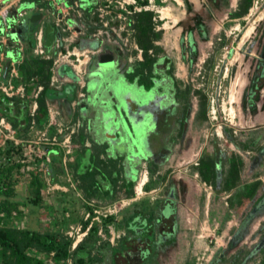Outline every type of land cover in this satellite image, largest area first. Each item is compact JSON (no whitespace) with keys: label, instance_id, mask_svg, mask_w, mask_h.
<instances>
[{"label":"flooded vegetation","instance_id":"obj_1","mask_svg":"<svg viewBox=\"0 0 264 264\" xmlns=\"http://www.w3.org/2000/svg\"><path fill=\"white\" fill-rule=\"evenodd\" d=\"M172 2L173 18L165 21L164 16L160 17L159 43L155 41V44L159 45V52H155L154 49L148 50L150 55L155 57L149 80L138 83V79L144 75H141L140 62L136 60H130L123 76L127 82L140 90L148 91L156 86L159 91L158 137L152 140L149 155L129 165L134 172L139 163L142 165V162H145L150 168L159 166V173L163 174L165 169L177 161L179 166L185 165L193 172L194 177L203 178V172L208 176L207 179L211 180L213 177L220 187L222 175L230 176V171L224 168L227 157L223 155L220 138L225 136L226 142L230 141L231 145L239 146L242 151L248 149L249 152V147L253 145L250 144L251 140L243 142L234 140L228 131L233 124L216 125L209 121L208 126L211 130L206 134L204 143L199 146L201 135L197 134V124L208 118L217 119L219 110L225 112L222 98V92L225 91L221 89V82L225 76L226 66L223 63L218 66L219 73L216 78L218 90L216 88V93L211 99L205 88L196 86L194 81L204 79V83L200 85L206 84L214 54L225 44V38L222 36L216 37V41L213 42L212 34L221 33V30L225 32V28H222L225 19L228 18L230 21L241 19L244 12L241 11L239 7L241 3L238 0H172ZM258 20L257 24L248 26L244 31L242 29L238 31L232 47L225 55L226 58L234 53L237 60L231 80V95L235 100L231 102L235 104L233 109L239 119L251 123L247 124L249 130L258 128L255 123L264 118V14ZM236 28L238 29V26ZM169 32L172 33V38L164 42L163 33ZM114 47L117 54L121 53L123 48L133 50L131 43L121 45L117 42L114 43ZM205 47L209 49L202 59L200 57ZM143 60L142 50L141 61ZM143 74L147 75V71L144 70ZM156 81L157 83H154ZM209 103H211L209 112L212 115L208 112ZM239 128H244V125L241 123ZM209 145L211 158L204 161L203 150ZM198 147L201 148L197 151ZM256 148L251 160L252 167L250 166L248 171L250 174L264 154L261 153L264 143ZM228 160L232 162V159ZM235 161L242 165L243 158L237 157ZM228 168H231V164ZM181 170L179 167L172 169L173 172L182 173ZM222 170L225 171L224 174L221 173ZM241 171L242 168H238L237 178L241 182L237 189L255 184V192H261V197H255L253 200V205L244 219L245 223L264 206V186L259 187L257 176L249 181H243L240 178ZM180 187L170 182L167 194L157 198L150 206L127 207L120 216L124 229L122 235L121 233L118 235L115 246L104 252V261L115 264L116 256L120 255L123 258L127 257L128 261L135 260L132 264H155L160 255L169 249L172 251L177 236ZM260 200L263 201L262 204L253 210Z\"/></svg>","mask_w":264,"mask_h":264},{"label":"rangeland","instance_id":"obj_2","mask_svg":"<svg viewBox=\"0 0 264 264\" xmlns=\"http://www.w3.org/2000/svg\"><path fill=\"white\" fill-rule=\"evenodd\" d=\"M238 1L241 3L238 2L241 11L244 12L242 13L243 17L231 21L228 18L225 19L222 28H225L226 31L224 32L221 30V33L212 34L213 38H211V40L213 42L216 41V37L222 36L225 38V44L223 45V48L218 49L214 54L206 84L204 86L200 85L202 82L204 83V79H199L196 82L194 81L196 86L205 88V92L209 99H211L216 93V88L218 90V81L216 83L217 73H219L218 66L223 63L226 66V69H224L225 76L222 77L221 89L225 91L224 93L222 92L225 112L219 110L217 113V119L208 118L207 120L200 122V124H197L196 130L197 134L201 135V141L199 143V146H201L204 143L206 134L211 130L208 126L209 121L216 125L221 123L223 125L233 124L234 126L228 128V131L231 132L234 140L238 142L251 140L250 144L253 146L249 147V152H247L248 149L242 151L239 149V146L231 145L230 141L226 142L225 136L220 138L223 155L227 157L224 161V168H227L230 171L228 165L233 163L237 157H242L243 163L242 165H239V169L242 168L240 178L243 181H249L257 176L259 187H263L264 154L260 158L259 164L253 168V173L250 174L248 171L250 170V166L252 167L251 160L256 152V147H259L264 143V118H260L255 123L256 126H259L258 128L249 130L247 124L251 123L248 121H241L237 112L234 111L233 108L235 104L231 102V100L233 101L235 98L231 95V80L233 79V68L237 64V60L234 53L226 56V58L225 55L232 47L239 30L242 29V31H244L248 26H253L259 22L257 19L264 14V0ZM172 3V0H152L151 4L149 0H136V6L151 5V9L147 11H135L131 14L130 28H132V32L130 42L141 48L139 44L141 40L144 42L152 41V47L149 49H154L155 52H159V45L155 43H159L160 17L164 16L165 21L173 18ZM246 4L248 10L243 11ZM134 5L135 4H133V6ZM144 12H148L150 18L146 23L144 21V28L142 27V31H140L137 22L138 19L142 17L141 14ZM47 25L52 28L50 21L46 23V26ZM237 26L238 29L236 28ZM0 33L3 34L4 31L1 30ZM163 34L165 38L164 42L165 40L172 38V33L170 32ZM160 40H162V38ZM208 49V47H205L204 53H201L200 58L203 59L205 57ZM234 49L236 48L234 47ZM133 50L134 53H137L136 49L133 48ZM147 53L150 54L149 52ZM210 105L211 103L208 104V112L211 110ZM216 105L217 104H215V106ZM231 108L233 112H231ZM209 115H212V113L209 112ZM241 123L244 125V128H239ZM21 136L24 138L31 137L28 133L22 134ZM200 148L201 147H198L197 151L200 150ZM205 149L203 150L204 157L202 159L207 161L211 158V155L209 154L210 145L206 146ZM115 152L119 151H113V155H115ZM228 158L232 159V162H230ZM178 163L179 162L177 161L174 162L172 164L173 166L165 169V173L160 174L157 172L158 168H150L149 165L144 162L143 166L138 168L134 180L135 185L143 177L147 180V186L145 188L146 193H144V196L138 200L144 201V206H150L157 198L166 195L170 182L175 183L177 186H181L178 189L181 193V198L176 241L172 247V251L169 249V251L160 255L155 264H264V249L261 251L259 250V247L264 246V206L244 223V219L253 205V200L255 197L260 196L261 192L255 193L253 197L250 194L238 196L235 194L237 186L241 182V180L237 178L238 172L232 176V180H228V176L225 177L222 175V184L220 183L221 186L219 187L213 177L210 178L211 180L194 177L193 172L189 171L187 168L183 170L182 173H180V171L173 172L172 169L181 167ZM55 171L58 173V166ZM224 172L225 171L222 170L221 173L224 174ZM24 175L21 179L27 176ZM61 175L62 179H66V182L68 181L67 184H64L67 187V190L64 192L65 200L63 203L58 200L60 199L59 194L61 192L57 190L48 194H41L42 198L40 203L34 204L31 202L30 199L35 196V191L34 189H28L27 185L30 178L26 177V180L19 185L18 195L26 201L25 207H27V209L24 210L22 208V214L17 216L15 223L13 221H9L8 223L41 231L58 229L64 234L69 224L82 223V221H84V212L89 209V206L85 203L88 198L84 196L79 186L76 187L71 181L67 180L64 172H62ZM175 176L181 177L175 178ZM53 179L58 181V177H53ZM223 181H225V183H223ZM231 185L233 187L230 189L229 186ZM121 195L124 196V193L121 192L119 194H113L111 197L103 198L101 204L115 202ZM138 203L141 202L132 203L130 206L138 205ZM52 205H55L56 208L52 207ZM123 210H121L117 217V220L120 223L122 222L120 216L126 209ZM114 227V233L112 234L113 237L115 236L114 241H109L111 234L106 232L104 239H96L99 246H105L107 248L108 246L106 243H110V247L115 246L118 239L117 236L120 233L122 235L124 229L122 224H120V226L115 225ZM91 242L92 241H88V245L91 244ZM106 251L108 252L109 250ZM44 258L47 264H54L51 254L45 255ZM76 260L77 255L72 253V255H70L62 264H75ZM132 263H135V260L129 259L128 261L127 257L123 258L120 255L116 256L115 264ZM92 264L109 263L103 259V261H94Z\"/></svg>","mask_w":264,"mask_h":264},{"label":"built area","instance_id":"obj_3","mask_svg":"<svg viewBox=\"0 0 264 264\" xmlns=\"http://www.w3.org/2000/svg\"><path fill=\"white\" fill-rule=\"evenodd\" d=\"M149 2L151 4L152 0ZM133 4L135 5L133 6ZM149 9H151V5L136 6V0H20L15 4H8L6 0H0V20L5 23L11 16L16 24L23 21L27 23V30L23 32L22 38L13 42L11 49L15 48L18 55L22 57L24 43L31 41L32 54L40 59L51 61L49 68V87L51 89L62 90L66 84L74 83L76 89L83 90L86 87L88 74L95 57L111 50V44L114 47V43L117 42L121 45L131 43V14L135 11ZM35 13H39L40 18L34 23L27 22ZM49 21L54 37L51 44L47 46L45 44V27ZM1 41L4 44L7 43L4 37ZM131 47L137 50L136 55L141 59L143 49L132 43ZM5 58V48H3L0 50V92L8 98L23 99L27 96V88L30 87L27 101L28 115L31 119L27 127L29 131L33 132V136L17 140L13 138L14 143L22 148V155L19 159L23 164L22 170L24 173L34 171L36 174L39 172L45 174L46 193L53 192L60 189L61 186L51 181L48 175L51 158L46 146L53 145V147L63 149L64 156L67 157L73 149L72 137L78 133L82 122L78 117L64 120L57 112L52 113L50 109L45 127L47 129L53 126L56 133L48 135L45 128L44 130L38 129V122L34 115L38 109L37 98L44 85L37 83L36 78L33 77L29 83L19 80L18 67L13 61H10L6 77L1 78V67ZM62 66H69L71 73L59 75L58 69ZM74 105L75 103L71 106L74 107ZM10 131L9 121L5 116L0 115V146L6 139H10ZM65 177L78 187L79 180L74 177L72 170L67 166H65ZM146 182V178L143 177L134 186L133 196H120L117 201L112 203L101 204L103 197L88 198L85 203L89 209L84 212V221L69 224L65 232L72 239L71 248L81 242L95 224L98 226L97 236L104 239L106 232H109L111 234L109 241L113 242L115 236L113 237L112 234L115 225L113 222L106 223V219L110 217L117 219L121 210L140 200L146 193Z\"/></svg>","mask_w":264,"mask_h":264},{"label":"trees","instance_id":"obj_4","mask_svg":"<svg viewBox=\"0 0 264 264\" xmlns=\"http://www.w3.org/2000/svg\"><path fill=\"white\" fill-rule=\"evenodd\" d=\"M247 8L246 4L243 11H246ZM141 15L142 17L137 22L140 31H142V27L144 28V21L146 23L150 18L148 12H144ZM28 43L31 48V41ZM139 44L143 49L144 56V60L139 63L141 67L140 73L144 75L141 77V80L147 81L151 74L152 64L155 61V57L147 53L149 48L152 47V41L144 42L141 40ZM23 63V68L27 73L26 76L36 75V82L44 85L43 90L37 98L38 109L34 115L36 121L41 122L45 120L47 115V101L52 98V95L56 94L49 87L51 61L29 56L24 59ZM144 70L147 71V75L143 74ZM29 92L30 89L28 88L27 95ZM59 96L61 95L59 94ZM15 104L19 105V109L18 113L13 115L15 120H12L10 112L12 106ZM0 114L7 116L14 127H17L18 124L24 126V128L20 127L19 131L27 132V124L31 119L27 114V97L15 99L1 96ZM21 155V146L16 145L11 139H6L3 145L0 146V264H47L44 256L50 254L54 264H62L72 253L77 255L75 264H92L94 261H103L104 252H107L106 250L112 247H110V243H106L110 247L109 249H107L108 247L98 245L96 240L99 238L97 236L98 226L96 224L91 227L87 236L81 242L74 248H71L72 239L58 229L41 231L8 223L14 213L22 212V204L14 199L16 196L15 185L24 175L22 170L23 164L19 161ZM98 156L99 154L97 155V161L93 162L83 172L74 173V177L79 180L78 186L84 196L90 198L92 196L108 194L109 192L115 194L122 192L126 197L133 196L135 181L122 178L121 158L102 159ZM239 165L236 161L231 163L230 176L227 177L229 178L228 180H232V176L236 174ZM203 174V178L207 179L208 176L204 172ZM101 181H106L109 184V188L104 190ZM31 184L34 186L35 196L30 201L37 204L42 198L41 188L43 184L36 173H32ZM254 185H244L242 188L236 189L235 194L238 196L250 194L253 197L256 193ZM146 186L147 182L145 188ZM232 187V185L229 186L230 189ZM64 197L65 194L60 193V199L58 200L63 203ZM52 207L56 208L55 205H52ZM105 222H113L114 225L120 226L122 224L123 226V222L120 223L114 217L106 219ZM88 241H92L91 244L88 245ZM263 249L264 246L259 247L260 251Z\"/></svg>","mask_w":264,"mask_h":264},{"label":"water","instance_id":"obj_5","mask_svg":"<svg viewBox=\"0 0 264 264\" xmlns=\"http://www.w3.org/2000/svg\"><path fill=\"white\" fill-rule=\"evenodd\" d=\"M40 16L39 13H35L27 22L34 23ZM27 28L25 21L16 24L11 16L5 23L0 20V32L4 31L3 34L0 33V50L5 48L6 56L1 67L4 78L10 61L14 59L12 43L22 38ZM3 37L7 40L6 44L1 41ZM53 37L52 28L47 25L45 27L47 46L51 44ZM118 63L115 50L103 52L95 57L88 74L84 98L91 109L89 126L95 135L108 144V150L119 151L125 163L129 164L149 155L152 140L158 137L159 91L156 86L148 91L140 90L127 82L118 69ZM15 66L18 67L17 62ZM61 70L71 73L69 66H62ZM19 75H22L21 70ZM59 94L62 95L61 92ZM261 153H264V148ZM262 202L260 200L253 210L258 209Z\"/></svg>","mask_w":264,"mask_h":264},{"label":"crops","instance_id":"obj_6","mask_svg":"<svg viewBox=\"0 0 264 264\" xmlns=\"http://www.w3.org/2000/svg\"><path fill=\"white\" fill-rule=\"evenodd\" d=\"M19 1L20 0H6V2L8 4H13V3L15 4V3H18ZM21 1H25V0H21ZM23 47L24 48H23L22 57H20V55H18V52L15 48L12 49V51L14 53V59H12L11 61H13L14 63L15 62L18 63V73H19V70L22 71V75H19L20 76L19 80H21L25 83H29L32 77L36 78V75L26 76L27 73L23 68V65H24L23 61L25 58H28L29 56H33V57H35V56L32 54L31 48L29 47V43H24ZM111 49L115 50V47L111 46ZM117 57L119 60L118 69L120 70V72L122 73L123 76H125V70H126L127 66L129 65L130 60H132V61L136 60L138 62H141V59L136 55V53H134V50L131 51L130 49L125 50L123 48L122 52L117 54ZM35 58H38V57H35ZM121 58H123L122 61H120ZM5 60H6V58H5ZM92 66H93V64L91 65V68H92ZM64 73L70 74L67 71L61 70V67H60L58 69V74L62 75ZM1 78H4V77L1 75ZM141 82H143V81L141 79H138V83H141ZM73 85H74V83H68L62 88V90L56 91V90L52 89L54 91V93H56V94L52 95V98L49 101H47V103H46L47 115L45 117V120L37 123L38 129L44 130V128H45L48 135H53L56 133V129L53 126L47 128V129L45 127L46 121L48 120V115H49L50 109L52 110V113L57 112V114H59L64 120L75 119L76 117H78L82 122L81 128L79 129L78 133L76 135H73V137H72L73 149H72V152L69 155H67V157L64 156V150L63 149H61L59 147H53V145L46 146V149L48 150V155L51 158L50 173L48 175L51 178V181L56 182L61 186V188L57 191L64 193L67 190V187L64 185V184H67L66 179H62V175H61L62 172L65 173V166H67V168L72 170V172H74V173L83 172L87 167H90L91 164H93V162L97 161V155L98 154H99L98 157H100L102 159H115L117 157H120L121 158V164H122V173H121L122 178H124L125 180H135L137 170L139 167L143 166L144 162H142V165H140L141 163H139L135 167L136 171L133 172L131 170V166L128 163H125L124 157L121 153L115 152V155H113L114 153L107 149L108 144L102 138H99L98 136H96L95 133L93 132L92 128L89 126V121H90L89 118H90V114H91V109H90L89 105L87 104V101L85 100L86 98H84V93L86 92V89L84 88L83 90H79V89L73 88ZM28 88L30 89V87H28ZM59 92L62 93L61 96H59ZM1 96H4V95L0 92V97ZM26 97L28 100L29 94ZM13 98L21 99L19 97H13ZM74 103H75V105H74V107H72L71 105H73ZM18 109H19L18 104H15L12 106V110L10 112L12 120H15V117L13 115L18 113ZM27 114H28V101H27ZM3 116H5V115H3ZM5 117L7 118V116H5ZM7 120L9 121V127L11 129L10 139L13 141V138L16 140L19 138H24L21 135L25 134V133L19 131V128L20 127L24 128V126H20V124H18L17 127H14L11 120H9L8 118H7ZM19 121H18V123H19ZM26 129H27L26 133H28L30 136H33V132L29 131L28 127ZM60 137H61V135H60ZM28 138H30V137H28ZM0 141H1V136H0ZM63 161H65L67 164L64 163ZM38 163H39V159H38ZM57 166L59 167L58 173H57V171H55ZM156 168H158V170H159V166H157ZM179 169H182L181 170V172H182L183 170L186 169V167H185V165H181V167H179ZM158 170H157V172L159 173ZM54 172H56V173H54ZM32 173L35 174L36 172L31 171L28 173H24L25 175H27L26 177L30 178V180L28 182L29 186L27 185L29 190L34 189V186L31 184ZM37 175L43 184V186L41 188V194H45L46 193V187H47L46 175L41 173V172L37 173ZM26 177L25 178L23 177V179H20L16 183V185H15L16 196L14 198L15 200L19 201L22 204L21 208H23L24 210L27 209V207H25L26 201L24 199H22L21 197H19L18 188H19V185L21 183H23L24 180H26ZM53 177H58V181L54 180ZM101 183H102V188L104 190L109 188V184L106 181H101ZM119 193H121V192H117L116 194H119ZM113 194H115V193L109 192L108 194L98 195L96 197L107 198V197H111ZM121 196H123V195H121ZM40 202H41V200H40ZM137 202H141V203H138V205L144 206V204H143L144 201H137ZM23 213H24V211H23ZM21 214H22V212L14 213L10 217V221L11 222L13 221L15 223L17 220L16 219L17 216H20Z\"/></svg>","mask_w":264,"mask_h":264}]
</instances>
